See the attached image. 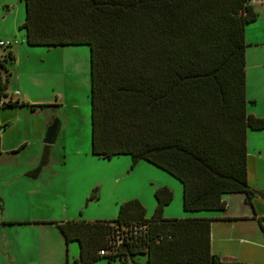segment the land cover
I'll list each match as a JSON object with an SVG mask.
<instances>
[{
  "label": "trees",
  "instance_id": "1",
  "mask_svg": "<svg viewBox=\"0 0 264 264\" xmlns=\"http://www.w3.org/2000/svg\"><path fill=\"white\" fill-rule=\"evenodd\" d=\"M26 42L91 47L92 152L148 159L183 183L186 210L223 209L225 195H255L249 182V129L264 116L248 110L247 27L253 0H25ZM12 44V43H11ZM0 55V100L8 94L7 46ZM254 101V100H253ZM47 106L9 100L7 105ZM36 176L49 161V144ZM97 188L89 198L97 196ZM151 216L139 198L115 218L56 221L78 240L79 264L107 257L131 264H227L212 250L211 217H165L174 191L156 189ZM101 249H105L102 253Z\"/></svg>",
  "mask_w": 264,
  "mask_h": 264
},
{
  "label": "rangeland",
  "instance_id": "2",
  "mask_svg": "<svg viewBox=\"0 0 264 264\" xmlns=\"http://www.w3.org/2000/svg\"><path fill=\"white\" fill-rule=\"evenodd\" d=\"M255 7L259 16L248 25L247 32V40L250 42L247 46V77L251 87L249 95L256 93L263 107L264 88L259 86L261 83L264 86V0H256ZM25 17V0H0V40L11 42L8 46L17 56L16 61L7 62L9 69L13 76L25 80L24 85L28 89L26 91L30 94H37L38 84L46 88H52L54 85L57 89L64 90L65 95L60 107L55 104L37 109L27 106H3L0 108V116L11 122L8 126L5 123L0 124V135H3L6 145H10L21 135H29L28 130H31L36 138L43 141L49 126L45 124L47 113H50L48 117H51V113L59 108L63 117L62 122L59 115L52 118V122L59 119L62 126L59 128L56 142L49 144L51 159L41 167V179L49 187L47 192L41 195V189H38L28 193L30 188L23 178L8 181L25 166L12 169L10 165L11 167L0 168V195L5 196L3 199L6 200V214L26 212L35 208L41 211V203H44L45 212H49L48 206H51V215H60L62 211L58 210V206L68 204V211L79 218L110 219L119 214L117 200L139 198L147 208L146 215L151 216L158 202L156 189L167 185L172 188L174 195L164 208L166 212L169 210L172 217L189 215L183 206L182 182L166 169L145 158L134 161L130 153L113 155L111 158L92 153L91 47L89 44H68L59 47L29 44L26 42L25 29L20 27ZM5 47L7 46L0 44V53L3 55L7 53ZM62 61L67 65L64 63L61 66ZM254 63H258V66H254ZM27 78L39 80L28 84ZM12 80L14 81L13 77ZM12 80L9 93L13 88ZM6 126L8 128H5ZM249 134V158L253 165L258 152L264 155V129L249 131ZM36 149V144L32 147L33 154L29 153L30 150L22 149L20 158H32ZM261 163L260 172L264 174V158ZM39 164L29 168H35ZM34 183L38 182H33L31 187ZM96 186L97 192L101 193V205H97L93 199L86 205ZM262 202L264 205V200ZM259 213L264 217V208H261ZM263 232L262 226L259 225V237L264 236ZM235 233H239L236 228ZM69 245L71 264H77L72 248H77L79 254V243L72 241ZM261 248L264 250L263 238ZM258 250L260 253L264 252H261L260 248ZM135 261L148 264L147 254H137L131 264H137ZM100 262L115 264V261L110 262L107 257L99 259L95 264Z\"/></svg>",
  "mask_w": 264,
  "mask_h": 264
},
{
  "label": "crops",
  "instance_id": "3",
  "mask_svg": "<svg viewBox=\"0 0 264 264\" xmlns=\"http://www.w3.org/2000/svg\"><path fill=\"white\" fill-rule=\"evenodd\" d=\"M253 3L255 5L256 0H253ZM260 11L262 12L261 9ZM247 32H249V27ZM59 46L64 45H50L48 47ZM14 61H16V58ZM60 63L61 66L64 63L67 65V63L63 61ZM254 66H258V63H254ZM12 73L10 75L9 81L10 86L12 77L14 78V81L12 80V91L9 93L8 86V94L4 95L2 99L7 101L28 100L31 103H51L49 105L55 104L59 107L63 104L62 98L65 95L64 90H59L54 85L52 88H46L45 86H38V84H36L37 94L33 95L26 91L28 89L24 85L26 83L25 80L19 76H13ZM26 80L29 84L39 79L27 78ZM249 86L250 85L247 77V95L250 99L248 102V110L256 115L264 116V104L262 107L256 93L249 95V90L251 89ZM260 87L264 88L263 83H261L259 88ZM17 90H19V93H15ZM50 99H55V101ZM7 106L31 107L30 105L21 104ZM40 107L42 106L31 108L37 109ZM55 115H59L62 122L63 115L59 108H57L56 112L51 113V117H48L50 116V113H47L45 123L46 126L51 124L52 118H54ZM10 122L11 121L9 119L0 116V124L5 123L8 126ZM61 122L59 128L62 126ZM7 126L5 128H8ZM261 129H249V131ZM249 131L248 136L250 135ZM28 134L29 135H21L15 143L10 145H6L5 140H3V135H0V168H4V166H12V169H14L19 166H25L24 169H21L19 173H16L15 176L8 179V181L13 182L23 178L25 184H28L30 188L28 193H31L35 190L38 191V189H41L40 194L45 193L49 190V187H47L41 179L42 169L38 175L33 176L30 174V171L33 170L34 167H29L41 162L42 156L46 149V143L36 138L31 130H28ZM57 134L59 135V129ZM35 144L37 145V149L35 151V155L32 158H28L27 156L26 158H20V152L22 149L30 150L29 153L31 152L33 154L32 147ZM49 152L50 160L51 148H49ZM255 157L256 158L253 160V165L252 162L250 163L249 158V182L254 187L258 186L260 188H264V174L260 172L262 164L261 159L264 158V155L262 152H258ZM35 181L38 183H34V186L31 187V184ZM95 188H97L98 191V186ZM246 197L247 194L245 192H230L225 195V198L227 199L226 208L200 210H186L184 208L189 213V215H185L183 217L212 218V250L216 253H219L224 261L248 264H264V252H262L264 250L261 248L262 238L264 239V236L259 237V225H261L264 230V217L263 214L259 213L260 209L264 208L262 202L263 200L257 194H255L251 199L252 202L249 203L246 200ZM3 198H5V196L3 197V195H0V200ZM90 200L92 199L89 198L86 205H88ZM124 200H127V198L117 200L116 203H119L120 206V203ZM93 201L100 206L101 193L97 192V196L93 198ZM167 204H169V202ZM41 207V211H37L35 208L29 209V211L26 212H10L7 215L5 212L6 200H2V203L0 204V264H71L69 256L71 248L69 242L77 241L79 243V241L71 240L68 242L57 222L52 220L60 221L67 219H79V217L68 211L70 209V205L68 204L64 205L63 207L58 206V210L62 211V214L60 213V215H51V206H48L49 212H45L44 203H41ZM164 216L172 217V213H170L169 210L166 212L164 209ZM235 228L239 230V233H235ZM259 248L262 253L259 252ZM72 254L75 262L79 264L76 259L79 256L77 248H72ZM101 263L102 262L99 264ZM135 263L142 264L140 262L138 263L137 261H135Z\"/></svg>",
  "mask_w": 264,
  "mask_h": 264
},
{
  "label": "water",
  "instance_id": "4",
  "mask_svg": "<svg viewBox=\"0 0 264 264\" xmlns=\"http://www.w3.org/2000/svg\"><path fill=\"white\" fill-rule=\"evenodd\" d=\"M60 125V120H54L47 128L46 134L44 136V143L53 144L57 140V133ZM255 194L264 200V188L252 187ZM227 264H248V263H239V262H228Z\"/></svg>",
  "mask_w": 264,
  "mask_h": 264
},
{
  "label": "built area",
  "instance_id": "5",
  "mask_svg": "<svg viewBox=\"0 0 264 264\" xmlns=\"http://www.w3.org/2000/svg\"><path fill=\"white\" fill-rule=\"evenodd\" d=\"M0 44L1 45H5V46H8V44H11V42L1 39L0 40ZM15 93H19V90H17ZM6 101L7 100H4V99H1L0 100V108H2L3 106H5V102ZM101 252L104 253L105 252V249H101Z\"/></svg>",
  "mask_w": 264,
  "mask_h": 264
}]
</instances>
